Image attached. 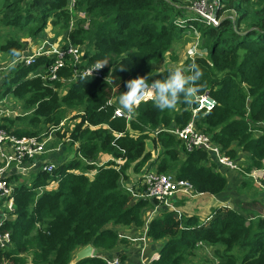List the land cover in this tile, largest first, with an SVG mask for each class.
I'll return each instance as SVG.
<instances>
[{"label": "trees", "instance_id": "1", "mask_svg": "<svg viewBox=\"0 0 264 264\" xmlns=\"http://www.w3.org/2000/svg\"><path fill=\"white\" fill-rule=\"evenodd\" d=\"M227 4L225 8H233L239 16L237 30L228 17L217 26L188 20L181 0H75L74 11L84 12L85 18L70 12L68 0H0L3 24L19 32L0 44V50L10 58L24 47L21 36L35 40L49 22L64 31L66 43L87 47L83 65L103 62L104 73L110 75V81L79 76L70 83L30 77L52 61L44 55L30 65L17 63L4 70L2 96L12 95L28 112L16 119L3 117L0 128L18 137L38 136L40 125L56 128L66 109L76 110L77 122L68 138L77 146L72 159L58 162L51 172L38 168L29 185L20 182L14 186L13 210L0 226L10 232V245L0 249V264H28L25 253H30L31 264H71L73 252L87 244L98 250L97 254L109 253L118 245L130 247L108 224L140 228L143 211L154 203L135 199L121 183L128 179V172L140 173L155 166L158 172L187 179L196 192L218 194L224 189L226 177L208 153L199 148L186 151L166 129L184 126L195 101L185 103L181 98L174 109L163 111L152 100L142 101L128 122L112 117L115 105L107 103L114 93L126 89L128 79L139 75L151 82L161 78L160 73L166 75L167 68L154 71V65L186 31L199 33L206 55L185 59V74H191L188 69L195 62L202 72L198 95L207 92L216 102L210 111L198 112L196 128L210 135L233 159L239 158V151L244 152V173L263 166L264 0H227ZM179 18L187 23L178 25ZM239 24L245 29L241 31ZM71 74L70 68L60 71L64 78ZM21 119L34 129L15 127ZM257 130L262 132L255 135ZM148 140L152 148H147ZM156 149L158 154L152 159ZM100 153L112 159L98 165ZM11 178H19V174ZM52 181L57 186L46 189ZM254 204L258 202H242L243 207L252 209L246 212L218 206L204 224L197 215H178L162 208L150 220L146 233L152 241L161 242L159 258L150 264H185L204 248L196 245L198 241L216 246V264H237L238 259L240 264H264V214H259ZM119 255L122 263L133 264L129 255ZM74 264L106 263L93 255Z\"/></svg>", "mask_w": 264, "mask_h": 264}, {"label": "built area", "instance_id": "2", "mask_svg": "<svg viewBox=\"0 0 264 264\" xmlns=\"http://www.w3.org/2000/svg\"><path fill=\"white\" fill-rule=\"evenodd\" d=\"M225 0H181L183 7L186 11L192 12L193 15H188L187 19H197L206 25L217 26L223 16L222 13L226 12ZM75 0H68V8L70 12L74 11ZM225 8V9H224ZM77 17L85 18L86 15L82 11H74ZM233 15L227 16L231 18ZM187 19L179 18L176 22L180 26H184L187 23ZM233 24L235 20L231 18ZM73 25V18L70 22V26ZM87 27V24L84 23ZM191 27V25H190ZM195 31V34L199 38V33ZM28 40V39H27ZM29 41V40H28ZM24 42V47L19 54L15 56L10 62L12 64L22 63L24 65H30L38 56H48L52 58L42 71L30 73V77H40L43 80L54 81L59 80L61 82L70 83L79 76H84L85 73L91 72L92 75L106 81H110V75L104 73L105 65L101 69H94L97 63L94 62L90 65H83V56L85 50L82 45H75L70 42L50 43L47 40L38 41L39 45L32 42ZM30 43V44H29ZM196 47L189 50L187 58L193 59L197 56ZM186 58V59H187ZM7 66L0 65V79ZM63 68L71 69V76L64 78L60 76V71ZM199 99L194 100L197 104L190 108L191 118L190 120L180 128H166L169 132L174 134L183 144L186 151L199 148L205 150L208 153V158L214 161L219 168H225L228 170L242 171L241 164L237 159H233L221 146L215 144L211 136L207 133L199 130L195 126L194 119L199 111L208 112L216 105L215 100L207 93L199 94ZM113 97V96H112ZM149 100L145 98L144 101ZM114 104V111L112 117L124 118L127 122L132 120L135 116V110L133 113H128L121 109V106L114 103L113 98H110L107 103ZM5 109H0V113ZM63 122H60L56 129L62 126ZM160 128L154 131V134L159 131ZM50 136H15L14 134L6 131L4 128H0V226L3 220L8 219L9 212L13 210V198L11 196L14 186L17 184L11 180V176L18 171L27 170L26 166H35L43 154L48 151L58 150V148L46 147ZM122 163L121 160H118ZM56 165L51 161L41 162V170L51 172ZM245 176L250 177L254 183L258 186H262V180H264V159L263 166L260 168H252L249 172L244 173ZM139 187H142L141 192H132L135 199L143 198L152 201L154 204L151 207L152 214L159 212L162 208L168 211H174L178 215L181 212L175 205L174 199L181 197L182 199H191L197 195H201V192H196L194 186L187 179L176 178L173 174L161 173L156 169H149L141 174ZM138 188V187H137ZM209 216L202 220L203 224L207 222ZM147 228H145L144 234L138 238L127 237L120 234L119 237H127L132 241H138L141 244V253L143 254L145 247L148 246L149 238L146 235ZM10 232L2 231L0 228V249L6 248L10 245ZM198 247L207 246L201 241L196 244ZM106 264H125L122 263L120 255L114 254L109 256H101ZM159 258L158 250L154 251L149 258L141 257L139 264H150L151 261Z\"/></svg>", "mask_w": 264, "mask_h": 264}, {"label": "rangeland", "instance_id": "3", "mask_svg": "<svg viewBox=\"0 0 264 264\" xmlns=\"http://www.w3.org/2000/svg\"><path fill=\"white\" fill-rule=\"evenodd\" d=\"M25 1H27V0H23V2H25ZM226 1L227 0L224 1V4H225V6H228V4L226 5ZM225 10H226V12L222 13L223 16L227 17L229 15H233L231 18L235 20V23L233 25H234V29L237 30L238 29L237 21H239L238 14L236 13V11L233 8H226ZM187 14L193 15L192 12H189V13L187 12ZM2 16H3V13L0 11V44L3 43L5 41V39L8 36H10L11 34H13L15 32L19 34V32L15 31V29H13L12 27H9V26H6L3 24ZM73 19H75V17H73ZM84 23L87 24V26H88V20L84 21ZM239 25L241 27V31L245 29V26L242 27V24H239ZM60 30L61 29L59 28V26H53L52 24L47 22V26L42 30V32H40L38 34V36L35 40L30 39V37H25L26 35L21 36L20 38L23 39L22 40L23 43L25 41L29 40L28 42H30V43L34 42V43H36V45H39L38 41H42V40H47L50 43L60 44L61 42H65L64 36H63L64 31L62 30L60 32ZM200 41L201 40L195 34L194 30H193V32L192 31H186L181 36V38L179 40H177L173 44V46L164 54L162 59L157 64L154 65V71H160V70H163L165 68H168L169 66H182L183 67V62L187 58L189 50H192V48H194V47H196L197 54L199 56L200 55L205 56L206 50L203 48V46H200ZM86 48L83 46L84 50ZM11 60H12V58H10L8 53L0 50V65L1 66L9 67V62ZM183 69L185 71L184 67H183ZM115 90H116V88H115ZM124 91H126V89ZM119 95L120 94L114 93L112 95L113 97H111V98H114L113 100H116V98L118 99ZM0 109H5V111L0 113V123L2 122L3 117L16 119L19 116H24L28 112V111H26L25 108H23L20 100L16 99L12 95L2 96L1 90H0ZM76 112H77L76 110L66 109V111L64 113L65 117L61 121V122H63V124L59 129L49 128V126L47 127L44 125H40V128L38 129V131H39L38 136H40V137L50 136V141H48V143L46 145V147L48 149L50 147H53V148L57 147L58 148V150L48 151L47 153L43 154V156H45V155L47 156V154H51V153L56 152L57 153V159L55 161H52L56 165L58 162H61V161L66 162V161H68V160H70L76 156L75 149H76L77 143L72 145L70 143V139L68 138V135H69L71 128L77 122V119L74 118V115L76 114ZM14 126L21 128V129H34V127L32 125L27 124L25 119L16 120V123ZM262 126L264 127V125H262ZM58 132H59V134H58ZM261 132L262 131L257 130L254 132V134L258 135ZM146 146H147V148H152V144L149 140L146 142ZM157 154H158V149L153 150L152 151V159L155 158V156H157ZM240 154H241V152H240ZM242 154H243V158H242L243 159V161H242L243 166H242L241 170L245 168L244 165L246 164V162L244 160L247 159V155L244 153H242ZM96 163H99V161L96 160ZM146 166H147V164L145 165L143 170H145ZM152 168H155V166ZM130 170L131 169L129 168V171ZM36 172H37V169H31L27 173L22 174L20 179L22 181L24 180V183L29 185ZM141 172L137 173V174H141ZM232 172L238 173L239 171L231 170V172H229L225 176L226 177V186L228 184V187H230L229 183L231 184L230 178L233 177ZM240 173L244 174L243 171H240ZM137 176L138 175H136L134 177L135 178L134 182H136V181L138 182L139 177H137ZM242 178H243V181H245V184H242V182H243L242 181L240 183V185L237 184V186H236V183H235L236 181H233L231 184V189H230V191H232L231 194L235 198L238 197V199H241L240 195L246 196V198L244 200L242 199L238 203V209L237 210L242 211V212H243V210L245 212H246V210H252L251 208L243 207L242 202L254 200L255 202H258V204H254V206H253L255 208V210L256 211L258 210L259 214H264V187L263 186H257L256 183H254L250 177L245 176V174L242 176ZM207 196L208 195L195 197L193 199H188V201L186 203H184L183 206H185L189 209L191 207H194V206L195 207L196 206L202 207L203 204L200 202L207 199L208 198ZM199 209H197V208L191 209L190 212L197 211L198 214L201 212L202 213H209V211H212L214 208L212 210H210L211 209L210 207L202 208V210H201V208H199ZM159 212L153 213L152 218H154L155 216H158ZM202 219H204V218H202ZM118 229H119V232L125 233V231H124V229H126L125 227H121ZM131 233L136 235V232H131ZM128 245L130 247H134L135 243L129 241ZM215 247L207 246L206 248H200L197 251V253H195L192 257H190L189 261L185 262V264H216V259L214 260V258H213V250ZM79 249H80V247L77 248L73 252V258ZM232 252H235V249ZM97 253H98V251L96 250L93 255H96ZM25 257L27 258V263L31 264L30 253H25ZM237 264H240V259H238Z\"/></svg>", "mask_w": 264, "mask_h": 264}, {"label": "crops", "instance_id": "4", "mask_svg": "<svg viewBox=\"0 0 264 264\" xmlns=\"http://www.w3.org/2000/svg\"><path fill=\"white\" fill-rule=\"evenodd\" d=\"M230 16V15H229ZM114 99V98H113ZM114 103L118 105V99L116 98V100H114ZM241 152V154H240ZM244 152L242 151H239L238 153V156L239 158L237 159L239 162L243 161V154ZM245 154V153H244ZM39 160L36 162V165L35 166H26L27 170L25 171H18L17 174H19V178H14V179H11L13 181H15L16 183H20V182H24V180L22 181L20 179L21 175L24 174V173H27L29 170L31 169H38V168H41V162H44L45 160H48V161H55L57 159V153L54 152V153H51V154H47V156H41L38 158ZM112 157L107 154V153H100L97 157L96 160L99 161V163H96V164H102V163H105L109 160H111ZM154 169V168H152ZM220 172L226 176L229 172H231V170H228V169H220ZM143 173V172H142ZM141 173V174H142ZM233 173V177L230 178V181H231V184L233 181H236V186L237 184L240 185V183L243 181V178L242 176L244 174L240 173V171L238 173ZM93 174V171H91V173H89V175H92ZM134 174V175H133ZM141 174H137V173H134V172H128V179L127 180H122V184L123 185H126L128 187L129 190H133V188H137L139 187V183H140V177H141ZM138 175L137 177H139L138 179V182H134L135 181V176ZM13 176V175H12ZM137 179V178H136ZM231 184L229 183L230 187H228V184L226 187H224V189L218 193V194H209V193H202L201 195H197L195 197H199V196H205V195H208L207 199H205L204 201L200 202L202 203V207H198V206H194V207H191L190 209L183 206L184 203H186L188 201V199H182L181 197H176L174 199V202H175V205L176 207L178 208V210L183 214V215H197L200 219V222H202V220H204L207 216L210 215L211 211H209V213H199L197 211L195 212H190L191 209H199L201 208H208L210 207L212 210L213 208L215 207H218V206H228L230 208H234V209H238V203L243 199L246 198V196L244 195H240V198L241 199H238V197H233V195L231 194L232 191H230L231 189ZM57 186V183L55 181H52L50 182L45 188L46 189H54L55 187ZM258 186V185H257ZM194 197V198H195ZM193 199V198H191ZM205 206V207H204ZM200 210V209H199ZM205 210V209H204ZM203 210V211H204ZM200 212V211H199ZM200 215V216H199ZM152 211H151V207L150 208H147L143 211V218H144V224L142 225V227L140 228H135V227H129V228H126L124 229L125 233H122V232H119V229L118 228H121L122 226L120 225H116V226H112L110 224H108V227L110 228H113L115 229L118 234H123V235H126L127 237H135V238H138L140 236H142L144 234V231H145V228L148 229V224L150 222V220L152 219ZM203 216V217H202ZM204 218V219H202ZM131 232H136V235L132 234ZM147 233V231H146ZM127 237H123L125 239L131 242H134L135 243V246L134 247H127V246H124V245H118L116 247H114L109 253H101V254H96L98 256H109V255H114V254H120V253H123V254H126L127 256L129 255L130 258L128 259V261H132L133 264H139L140 261H141V257H145V258H149L154 251L158 250L159 246H160V243L159 241H152L150 238H149V245L145 247V250L143 252V254L141 253V244L140 242L138 243V241H132L130 239H128ZM208 246V245H206ZM211 247V246H209ZM81 248V247H80ZM96 251V249L93 247V252L92 254H94V252ZM98 251V250H97ZM125 264H127V261L125 260L124 262Z\"/></svg>", "mask_w": 264, "mask_h": 264}, {"label": "clouds", "instance_id": "5", "mask_svg": "<svg viewBox=\"0 0 264 264\" xmlns=\"http://www.w3.org/2000/svg\"><path fill=\"white\" fill-rule=\"evenodd\" d=\"M104 65V63H97L94 69H101ZM92 71L85 73L82 79L86 80L92 75ZM188 71L191 74H185L182 66H169L166 69V75L160 73L161 78L151 82L148 77L139 75L128 79L125 81L126 91L121 92L118 97L121 109L133 113L145 98L152 100L154 106L161 111L174 109L181 102V98L185 103L198 100V93L201 91L198 82L202 72L195 62L189 66ZM111 103L109 101V104Z\"/></svg>", "mask_w": 264, "mask_h": 264}, {"label": "water", "instance_id": "6", "mask_svg": "<svg viewBox=\"0 0 264 264\" xmlns=\"http://www.w3.org/2000/svg\"><path fill=\"white\" fill-rule=\"evenodd\" d=\"M25 43H27V41H25ZM92 252H93V246L91 244H87V245L81 247L76 252L74 258L71 261V264H74L75 262H77L83 258L93 256Z\"/></svg>", "mask_w": 264, "mask_h": 264}]
</instances>
